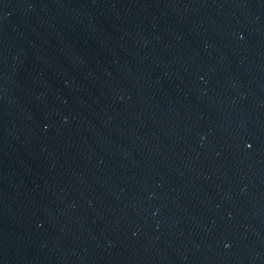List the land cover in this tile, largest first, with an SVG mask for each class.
<instances>
[{
  "label": "water",
  "instance_id": "obj_1",
  "mask_svg": "<svg viewBox=\"0 0 264 264\" xmlns=\"http://www.w3.org/2000/svg\"><path fill=\"white\" fill-rule=\"evenodd\" d=\"M0 264H264V0H0Z\"/></svg>",
  "mask_w": 264,
  "mask_h": 264
}]
</instances>
